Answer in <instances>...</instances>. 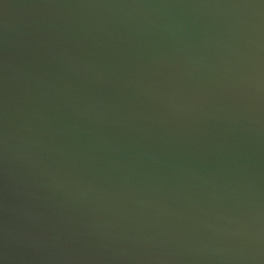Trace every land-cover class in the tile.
<instances>
[{
  "label": "water",
  "instance_id": "water-1",
  "mask_svg": "<svg viewBox=\"0 0 264 264\" xmlns=\"http://www.w3.org/2000/svg\"><path fill=\"white\" fill-rule=\"evenodd\" d=\"M198 3L0 0V264H123L119 221L135 264H264V0H230L243 41Z\"/></svg>",
  "mask_w": 264,
  "mask_h": 264
},
{
  "label": "rangeland",
  "instance_id": "rangeland-1",
  "mask_svg": "<svg viewBox=\"0 0 264 264\" xmlns=\"http://www.w3.org/2000/svg\"><path fill=\"white\" fill-rule=\"evenodd\" d=\"M229 7L230 0H204V3H198L194 5L193 9L200 14L204 12V8H207L209 11H211L213 15H210L211 17L209 16V18L212 20V25L215 28L213 29V32L217 38L222 36L227 38L237 37L239 40L243 41L244 36L241 30H230L229 26L232 25L228 18ZM175 10L177 9L174 8L171 10V12ZM205 18L208 20L207 16H205ZM81 44L84 43L80 41L79 45ZM12 82L13 81L10 76L3 80L0 78V85L4 86V90L1 92H4L5 94L3 102L0 103V134L5 137L4 139H6V143H8V140H11L10 127L16 120L25 127L28 124L23 116H16L14 114V112L25 102V94L27 90L21 87L12 88ZM12 94L14 96L15 106L11 104L10 98L12 97ZM42 145L43 148H41L39 144H35V146L40 148L41 155L35 159H30L25 165L31 163L32 167L35 168L44 161V151L46 147L44 144ZM97 218L98 217H95L94 219ZM136 227L137 226H134L132 229ZM176 239L177 236L174 234V236L171 238V243L174 242L175 245ZM107 241L110 242V245L108 246L113 252H121L123 254V264H135V260H138L141 263L146 262L149 256H153L156 248L155 243L157 242L152 236L138 237L136 234L129 236L128 231L123 229V224L121 221L112 223L105 233L99 235V237L96 239V247L93 251L102 252L104 245H107ZM133 248H139L143 251L141 258H134ZM176 249L174 248V251Z\"/></svg>",
  "mask_w": 264,
  "mask_h": 264
}]
</instances>
